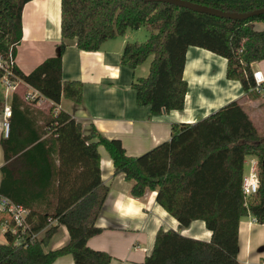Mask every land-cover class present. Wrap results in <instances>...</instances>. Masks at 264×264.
I'll return each mask as SVG.
<instances>
[{"label": "trees", "instance_id": "16d2710c", "mask_svg": "<svg viewBox=\"0 0 264 264\" xmlns=\"http://www.w3.org/2000/svg\"><path fill=\"white\" fill-rule=\"evenodd\" d=\"M31 1L0 0V56L7 58L11 53L15 58L23 38V8ZM184 1L237 14L264 8V0ZM258 24L264 25V15L234 21L163 3L61 0L58 55L30 74L16 66L12 71L15 78L54 106L62 99L81 104L83 85L63 79L67 48L74 45L80 51L98 52L107 41L145 29L148 39L127 43L121 57V64L133 72L137 104L150 107L153 116L184 111L188 94L184 71L190 47L225 59L226 79L239 82L245 95H252V66L264 61V29ZM150 58L148 74L139 77L137 72ZM4 76L0 69V91ZM12 109L19 111L22 123L15 127L10 123L8 138L1 145L6 163L15 159L24 165L25 183L47 194L59 180L61 191L63 167H82L94 181L55 213H39L10 193L17 182L15 173L8 165L2 167L0 195L29 211V229L23 235L4 233L6 244H0V264H54L68 255L75 264H111L109 254L87 245L101 233L96 223L109 193L101 182L99 147L108 152L115 175L123 174L126 181L133 182L132 197L157 192L156 202L181 227L203 221L212 234L210 242H205L160 229L153 252L143 264H241L237 259L241 219L252 215L264 224V137L238 101L194 124H173L169 141L135 158L127 156L121 141L106 139L94 127L86 135L83 126L64 111L31 110L18 92L13 95ZM249 157L258 159L260 189L246 206L242 180ZM6 221L0 213V226ZM60 226L67 229L69 243L47 252L45 248ZM36 234L42 236L32 240Z\"/></svg>", "mask_w": 264, "mask_h": 264}, {"label": "crops", "instance_id": "0c3cea01", "mask_svg": "<svg viewBox=\"0 0 264 264\" xmlns=\"http://www.w3.org/2000/svg\"><path fill=\"white\" fill-rule=\"evenodd\" d=\"M262 25L258 24L257 27L260 28ZM22 31L23 38L17 47L14 63L16 68L27 75L59 53L61 0H34L27 3L22 13ZM124 37L107 41L98 52L80 51L72 45L63 55V79L65 82L81 83L83 99L81 104L66 99H62L59 106H54L51 102L47 103H50V110L54 109L53 113L64 111L70 114L83 126L86 135L94 127L106 139L121 141L127 156L135 158L169 141L173 124H194L232 101H238L249 116H251L250 111L261 112V104L256 100L248 99L239 82L226 79L225 59L206 50L190 47L187 51L186 64L189 53L195 58L200 56V51L209 53L224 61L225 82L216 92L217 95L211 91L214 88L204 91L198 87L192 101L189 99L191 87L185 79L184 71V79L188 83L184 111L153 116L150 107H140L137 104L136 92L132 87L133 72L121 64L124 48L129 43ZM252 68L263 72L264 61L253 64ZM137 75L143 77L140 70ZM17 86L16 91L13 92L1 84L0 188L3 177L1 169L8 165L14 171L17 181L10 187V193L31 210L39 213H55L57 208L73 201L87 189L94 181V177L84 174L82 167L75 169L63 167L61 191L58 180L45 194L39 192L36 185L24 182L27 170L22 162L14 159L6 163L1 145V141L8 138L5 123L7 121L14 123V127L22 123L19 111L12 109L13 95L20 93L24 102L31 106V110L37 109L46 113L42 108L43 105L26 101L25 95L33 91L32 87L22 82ZM202 96H205V104L199 101ZM219 100H223V103H218ZM9 109L11 117L7 119L5 111ZM98 152L101 182L109 188V193L96 223L101 233L88 241L89 248L109 254L112 258L111 264H143L153 252L156 234L160 229L174 230L184 237L210 242L212 234L203 221H195L188 228L181 227L179 222L156 202L157 192L147 191L141 198L132 197L133 182L126 181L123 174L115 175L113 161L104 147H99ZM253 158L255 157L248 159ZM56 164L59 166L57 157ZM247 171L245 166V173ZM69 240L67 229L60 226L45 250L48 252L62 248L69 243ZM237 259L241 264H264V224H260L252 215L240 221ZM54 264L75 263L73 257L68 255L57 259Z\"/></svg>", "mask_w": 264, "mask_h": 264}, {"label": "built area", "instance_id": "2783aa9c", "mask_svg": "<svg viewBox=\"0 0 264 264\" xmlns=\"http://www.w3.org/2000/svg\"><path fill=\"white\" fill-rule=\"evenodd\" d=\"M14 57L10 53L7 58L0 56V69L4 70L5 76L3 77L1 84L4 85L7 90L16 91L17 85L22 82L14 77L12 68L15 66ZM253 78L255 86L251 88L250 94L258 95L264 98V73L260 70H253ZM23 83V82H22ZM25 99L29 103L38 104L42 106L43 104L50 102L44 96H42L38 91L33 89V91L25 95ZM52 103V102H51ZM5 117L9 119L11 117V110L5 111ZM10 129V123L7 121L5 123V131L8 136ZM249 165L248 171L244 174L242 180V193L245 201V205H248L249 199L258 193L260 189L259 181V162L258 159H246L245 166ZM0 213L8 220L2 226L4 227V233L6 231L12 234L21 235L25 234L29 229L27 223V218L29 211L22 206L14 204L11 200L0 195ZM40 234L32 235V240L39 238ZM20 244V243H17Z\"/></svg>", "mask_w": 264, "mask_h": 264}, {"label": "bare ground", "instance_id": "6f19581e", "mask_svg": "<svg viewBox=\"0 0 264 264\" xmlns=\"http://www.w3.org/2000/svg\"><path fill=\"white\" fill-rule=\"evenodd\" d=\"M199 55L198 58H195L192 53H189L188 62L186 64L185 79L191 87L189 94L190 100L195 98V91L198 87L200 90L204 91H209L211 88H214V90L211 91L215 92L213 94L217 95L216 92L221 89L222 83L225 82L223 78L224 61L202 51L199 52ZM214 68L216 69L213 71ZM199 96L198 94V97ZM205 100V96L199 98L202 104L206 103ZM218 103H223V100H219Z\"/></svg>", "mask_w": 264, "mask_h": 264}, {"label": "rangeland", "instance_id": "374dc122", "mask_svg": "<svg viewBox=\"0 0 264 264\" xmlns=\"http://www.w3.org/2000/svg\"><path fill=\"white\" fill-rule=\"evenodd\" d=\"M260 28L264 29V25H262ZM125 39H128L129 43H133V42H139V43H143L148 39V33L145 29H140L137 31H128L126 36L124 37ZM152 58H150L147 63L140 69V74L145 77L148 74L149 71V65L151 62ZM264 73V71H263ZM248 99L252 100V101H257L258 104H261V112H256V113H252L251 111L249 112L250 116L253 121L255 122L256 127L258 128L260 135L262 137H264V98L258 95H250L247 96ZM50 103H45L43 104L42 108L48 112V110H50ZM56 108V107H55ZM246 169H249V165L246 166ZM0 243L4 244L6 243V238L4 235V227L0 226Z\"/></svg>", "mask_w": 264, "mask_h": 264}, {"label": "water", "instance_id": "95a60500", "mask_svg": "<svg viewBox=\"0 0 264 264\" xmlns=\"http://www.w3.org/2000/svg\"><path fill=\"white\" fill-rule=\"evenodd\" d=\"M136 1H142L145 3L169 4V5H173L179 8H184V9L196 12V13L206 14V15L220 18V19H228V20H234V21H246L251 18L264 15V8L250 12V13L237 14V13L223 12L221 10H216L214 8H210L207 6L197 5V4L184 1V0H136ZM263 166H264V163H263Z\"/></svg>", "mask_w": 264, "mask_h": 264}]
</instances>
